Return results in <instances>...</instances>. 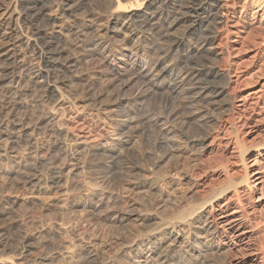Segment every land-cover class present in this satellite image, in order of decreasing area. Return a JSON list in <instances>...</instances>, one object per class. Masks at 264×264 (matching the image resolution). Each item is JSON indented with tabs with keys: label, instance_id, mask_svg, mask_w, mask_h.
<instances>
[{
	"label": "bare ground",
	"instance_id": "obj_1",
	"mask_svg": "<svg viewBox=\"0 0 264 264\" xmlns=\"http://www.w3.org/2000/svg\"><path fill=\"white\" fill-rule=\"evenodd\" d=\"M255 1L251 15L250 6H246L242 15H239L238 4L231 0H15L14 12L18 14L16 21L19 26L17 28L22 34L26 29L29 31V45L36 52L39 64L34 66L28 60L26 47L22 46L21 33L18 35L15 30H11L13 36L8 37L4 42L6 46L0 51V133L5 134L6 142H11L12 145H25L27 151L33 154L32 162L35 167L43 161L37 135L40 134V125L42 127L46 120L41 117L33 123L34 115L38 108H44L47 104L53 105L56 99L69 92L63 90L66 81L62 74L72 73L71 80L70 77L68 80L73 86L75 82H79L81 75H78V67L82 58L80 54L81 59L77 58L75 53L87 48L89 49L85 53L100 52L104 58L111 57L114 62H123L111 68V75L115 76V80L123 78L126 71L135 66L139 69L140 77L144 75L151 78V87L148 86L149 83L145 84L148 81L143 83L151 88V95H161L160 100L165 104L163 109L166 111L162 109L164 113L160 112L159 116L151 118L150 127L159 129L163 136V140L157 141L158 145L166 142L175 147L170 152L172 157L182 150L180 145L177 146V141L185 139L182 143L186 142L193 150L202 154L208 148L207 142L211 138L218 140L216 134L220 132L219 134L224 135L225 149L233 148L234 161L231 163L235 166L237 163L243 165L241 170L234 173L229 167L231 163L229 166L228 163H223L225 177L220 184H215V188L207 190L202 196V191L197 190L200 195L194 192L195 202L187 209L179 211L167 224L168 228L175 229L178 223H191L193 218L203 220L195 236H191L190 232L189 236L179 238L172 235L174 230L164 234L153 230L147 235L146 253L142 249L136 250V260L130 264H207L210 257L221 258L235 245L243 246L245 253L242 251L244 254L241 256L244 255L253 264H264V246L258 248L256 244L260 239L257 232L264 227V215L259 207L248 209L240 193L242 185L249 183L253 184L251 191L260 192L264 189V138L249 144L240 138L241 128L264 114V65L251 74L243 69L244 65L241 67V64L230 60V53L227 56L229 59L225 60L228 51L237 45L247 47L251 44L257 47L259 44L253 39L255 36L258 39V35L247 36V39L241 35L243 29L264 26V0ZM94 2H97L102 11L93 10L96 4ZM89 6L93 7L92 10ZM53 7H57L56 15L52 13L54 17L47 14V10ZM12 9L5 7L4 14H10ZM79 12L83 14L79 15ZM62 20L64 23L56 31V25ZM146 29H150L152 33L157 30L166 44L168 43V49L163 45L165 42H160L156 53L152 52L158 55V58L154 55L156 59L147 55L148 52L146 53L142 44ZM152 33L151 35L154 34ZM222 35V41L217 43ZM108 36L117 39L112 41L115 46L106 41L112 38ZM18 46L22 54L16 50ZM127 52L131 53L132 61L126 58ZM147 77L143 79L147 80ZM176 97L183 102V105L179 103L178 108L189 111L188 115L186 113L187 118H182L186 121L184 127L189 121H197L200 128L198 136H189V132L178 128L177 125L181 124L176 122L179 118L178 108L172 107H175L173 101L175 99L176 103ZM23 98H30L31 102ZM117 101L121 104L120 99ZM131 108L133 107H124L120 113L125 117L134 115L136 110ZM226 115L227 119L224 120ZM255 132L257 130L252 127L247 135L252 136ZM172 141L175 143H171ZM1 151L2 148L0 153ZM62 154L53 152L51 162L57 164ZM52 166L54 165L50 167ZM138 166L135 171H140ZM59 171L57 167L49 169L50 182L57 181ZM38 177L33 173L27 177V183L38 180ZM149 190L150 193L156 190L154 183L149 185ZM171 200L167 199L166 208L171 207ZM256 202L259 203L258 206L264 205V193ZM175 219L178 221L174 222ZM32 240V237H28L25 244H31ZM13 250L14 256L5 260L1 258L0 264H38V259L30 256L28 246H18ZM64 256L66 257L65 254ZM90 259L93 257L90 256ZM242 260L238 262L242 263Z\"/></svg>",
	"mask_w": 264,
	"mask_h": 264
},
{
	"label": "rangeland",
	"instance_id": "obj_2",
	"mask_svg": "<svg viewBox=\"0 0 264 264\" xmlns=\"http://www.w3.org/2000/svg\"><path fill=\"white\" fill-rule=\"evenodd\" d=\"M231 1L238 4L239 15H242L246 6H250L251 15L256 2L255 0ZM94 3H96L95 9L92 6H89V9L102 11L97 2ZM15 4V0H0V51H3L6 46L4 42L8 37L13 36L11 32L15 30L18 35L21 33L22 46L26 47L28 60L34 66H38L37 54L29 45L31 44L29 43L31 40L27 37L29 31L26 29V33L22 34L17 28L18 14L14 12ZM8 6L13 9L10 14L5 15L4 9ZM86 9L89 10L88 7ZM56 10L57 7L49 8L47 14L54 17ZM81 14L83 13L79 15ZM63 23L62 20L57 24L55 30L59 31V26ZM149 30L146 29L145 32ZM243 30L241 35L246 39L247 36L258 35V39L256 36L253 39L259 44L257 47L247 45L249 43H246L247 47L242 44L237 45L228 51L225 60L229 59L227 56L230 53L232 58L230 60L238 65L241 64V67L244 65L243 69L253 74L264 65V26ZM145 32L142 44L146 53L148 52V56L155 55L158 58V55L153 53H156L158 45L165 41L157 30L153 32L154 34L151 30L150 34ZM223 37L222 35L217 43H220ZM111 39L106 40L109 45L117 40ZM154 42L159 43L155 46ZM163 45L168 49V43L165 42ZM16 50L20 53V46ZM85 51L73 52L77 58H82L78 67V75H81L79 82L73 83L74 86L77 84L80 86H76L78 90L75 87L78 92L70 83L72 73H64L62 76L66 84L63 87L66 89L62 88L65 92L69 90L70 93L67 91L64 94L66 96L56 99L53 105H44V108H38V112L33 114L35 119L32 120L33 123L41 117L46 120L42 127L40 125V134L37 135L38 145L42 149L40 150L42 163H38L35 167L32 162L33 154L27 151L25 145L21 144L22 146L19 147L17 144L12 145L11 142H6L5 134L0 133V148H2L0 259L12 258L15 254L14 248L26 245L30 250V256L38 259V264H130L136 260L134 257L137 254L136 250L142 249L144 254L146 253L147 235L153 230L161 231V234L174 230L172 235H177L179 238L189 236L190 232L191 236H195L203 220L193 218L191 223H178L175 229L168 228L167 224L195 202L194 192L202 191L201 195L198 192L202 196L207 190L218 186L225 177L222 170L223 163H228L229 166L234 161L233 148L225 149L224 135L219 134L220 132L216 134L218 140L211 138L207 142L208 148L202 154L193 150L186 142L182 143L185 139L181 142L177 141V146L180 145L182 150L173 158L170 152L175 147L166 142L158 145L157 141L163 140V136L159 129L150 127L151 120L159 116L160 112L166 111L163 109L165 104L160 100L161 95L156 97L151 95V78L142 75L147 77L146 80L140 77L139 69L135 66L126 71V76L124 74L123 78L115 80V76L111 75V68L123 62L119 60L114 62L111 57L104 58L100 52L85 53ZM126 54L128 55L126 58L132 61L131 53ZM141 78L142 80H139ZM143 82L149 83L150 87L148 88ZM157 97L159 98L156 99ZM116 98L120 99L121 104ZM180 99L176 97V103L174 99L173 109L178 108L179 103L183 105ZM25 100L31 102L30 98ZM129 105L133 107L131 110H136V113L125 117L120 112L124 107L130 108ZM162 109L165 111L163 112ZM177 111L179 118L176 122H181L177 125L178 128L189 132L187 133L189 136H198L200 128L197 121H189L184 127L186 121L182 118H187L186 113L188 115L189 111L183 108H178ZM226 119L227 115L224 120ZM262 120L264 114L241 128L240 138L243 142L256 143L264 138ZM252 127L257 132L249 136L247 133ZM54 148L57 150L52 151ZM53 152H58L59 155L63 153V159L61 158L57 164L50 160ZM241 164L237 163L236 166L232 164V167H229L234 172L243 168ZM51 165L57 166L50 167ZM137 166L140 171H135ZM56 167L61 171L58 172L60 174L57 181L52 183L49 181V169ZM31 173L37 174L39 179L27 183V177L32 176ZM139 173L140 177H138ZM151 183L156 187L152 193L149 192ZM252 185V183L242 185L240 193L248 209L259 207V211L264 215V205L258 206L259 203L256 202V199L263 195L264 189L260 192L251 191ZM167 199H172L170 208L165 207ZM257 235L260 239L256 244L261 248L264 246V227L259 229ZM28 237L33 238L31 244H25ZM243 249L242 245H235L221 258L210 257L211 260L207 264H221L225 261L227 264H253L244 255L241 256L245 253ZM73 255L77 256L76 259ZM90 256L93 259H90ZM237 256L240 258L237 259ZM240 260L242 263L238 262Z\"/></svg>",
	"mask_w": 264,
	"mask_h": 264
}]
</instances>
